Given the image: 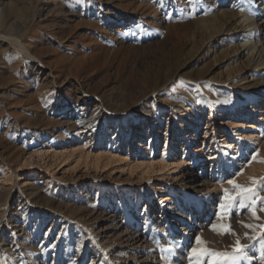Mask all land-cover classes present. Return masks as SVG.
Returning a JSON list of instances; mask_svg holds the SVG:
<instances>
[{
  "label": "rangeland",
  "instance_id": "obj_1",
  "mask_svg": "<svg viewBox=\"0 0 264 264\" xmlns=\"http://www.w3.org/2000/svg\"><path fill=\"white\" fill-rule=\"evenodd\" d=\"M0 8L7 26L17 22L0 29V264H197L192 248L230 253L238 238L250 247L236 264H264V239L248 238L264 232V200L258 218L239 201L227 213L219 207L225 189L237 191L230 179L264 197L263 106L239 118L253 122V136L240 139V126L229 125L264 75L239 49L234 19L253 12L264 48V0H0ZM183 103L202 120L179 132ZM116 121L136 127L121 149L93 134ZM151 121L158 137L143 141ZM66 135L82 138L55 150Z\"/></svg>",
  "mask_w": 264,
  "mask_h": 264
},
{
  "label": "bare ground",
  "instance_id": "obj_2",
  "mask_svg": "<svg viewBox=\"0 0 264 264\" xmlns=\"http://www.w3.org/2000/svg\"><path fill=\"white\" fill-rule=\"evenodd\" d=\"M253 1H254V5H256L258 3V0H253ZM240 14L243 16V17L241 16L242 18L240 17L241 19L240 18L237 19L238 15L234 19L235 20L234 24L235 25L238 24L240 26V29L244 31L242 34V37L239 39L240 40L239 43H240L241 48L239 46L238 47H239V49L244 50L243 54L247 56L248 65L252 69L258 68V67H264V48H263L262 44L257 39V37L261 31L259 21L254 16L253 12L252 13H246V12L243 13V11H241ZM4 17H5L4 11H3V9L0 8V29L3 26L6 29H9L10 27H11L10 29H12L15 26H17V22H15V23L12 22V24L10 26H7L8 23H5ZM257 32H258V34H256ZM0 35H2V34L0 33ZM8 38L11 39L10 41L14 44V46L21 53L29 54L31 57L36 58V56L32 54V51H30L27 48V46L25 45V43L22 41V39L20 37L11 35ZM80 52H76L75 55H78ZM261 81H262L263 87L256 92L257 97L251 98L249 102L239 105L233 111H231V113L229 114L230 115L229 125H231V126L232 125H239L240 126L241 130H240V133H238L240 139L253 136L254 133H253L252 129H254L256 126L253 124V122L251 123V122H247L245 120H243L241 122V121H239V118H242V117H244V118H247V117L255 118V112L257 110L256 107H258L259 105H262L264 108V75L261 77ZM223 112H227V106L225 104H223V110H222L221 114ZM262 113H263L262 115L264 116V110ZM174 115H175V117H174L175 123H176L177 129L179 130V132L183 129L186 131H190L192 129L198 128L200 126V123L202 120L201 111L198 107H194V106L191 107V106H188L184 103L181 105L180 108L177 109L176 112H174ZM260 117H258V118H260ZM135 128H136L135 126H131L130 124L124 125L121 121H116L112 125L107 126L105 129H101V130L95 129L93 134H95L96 139L101 140V142H100L101 144H107V143L110 144L113 141H115L116 145H117L116 148L119 147L118 149H121L124 146L125 141L128 138L132 142L134 135H136L135 134ZM156 133H157V129L155 128V124H153V121H151V126H149L145 130L144 129L142 130V134H141L142 140L145 141V140H148L152 137L157 138L158 136ZM81 138H82V135H66V137H62V138L55 140V142L58 141V143H57V145L54 146V148H55V150L60 151L62 149L70 147L73 142L81 140ZM138 145L140 146L141 144H138ZM216 154H217V152L214 154H211V155H216ZM145 168L152 170L151 165H147ZM167 200H168V198L165 199V201H167ZM62 223H63L62 221H54L53 224L57 225V224H62Z\"/></svg>",
  "mask_w": 264,
  "mask_h": 264
},
{
  "label": "snow or ice",
  "instance_id": "obj_3",
  "mask_svg": "<svg viewBox=\"0 0 264 264\" xmlns=\"http://www.w3.org/2000/svg\"><path fill=\"white\" fill-rule=\"evenodd\" d=\"M180 83L183 84L184 81H180ZM228 183L233 185L237 191L235 194H229L227 189L224 190L225 195L219 205L220 209L227 213L228 210H230L234 205H236V202L239 201V208H245L247 206L251 210L252 216L258 218L256 215L255 205L257 203V199L264 200V197H257L254 187H243L232 179L228 180ZM253 184H256L255 180L253 181ZM220 227L226 230L230 229V226L227 225H221ZM248 227L253 228L254 225H248ZM260 227L264 229V225H261ZM212 228L216 229L217 225L212 224ZM248 238L253 241L257 240L258 238L264 239V232L249 236ZM196 241L197 243H202L199 236L196 237ZM249 247V245L242 244L238 238L235 242L233 251L230 253L212 251L208 248H192L191 251L193 254H196L197 264H203V257L205 256L211 257V259L208 261V264H222V262L236 264V261L240 260L243 256L245 249ZM260 258L262 261H264V253L261 254Z\"/></svg>",
  "mask_w": 264,
  "mask_h": 264
}]
</instances>
